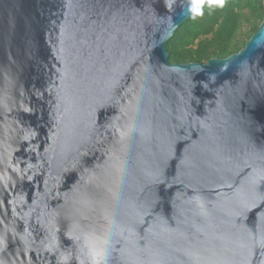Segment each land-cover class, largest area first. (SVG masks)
I'll use <instances>...</instances> for the list:
<instances>
[{"label": "water", "instance_id": "95a60500", "mask_svg": "<svg viewBox=\"0 0 264 264\" xmlns=\"http://www.w3.org/2000/svg\"><path fill=\"white\" fill-rule=\"evenodd\" d=\"M203 0H0V264H264V21L171 64Z\"/></svg>", "mask_w": 264, "mask_h": 264}, {"label": "trees", "instance_id": "16d2710c", "mask_svg": "<svg viewBox=\"0 0 264 264\" xmlns=\"http://www.w3.org/2000/svg\"><path fill=\"white\" fill-rule=\"evenodd\" d=\"M264 21V0H203L169 40L171 64H207L243 50Z\"/></svg>", "mask_w": 264, "mask_h": 264}, {"label": "clouds", "instance_id": "9594fccd", "mask_svg": "<svg viewBox=\"0 0 264 264\" xmlns=\"http://www.w3.org/2000/svg\"><path fill=\"white\" fill-rule=\"evenodd\" d=\"M209 2H210V3H216V4H218V3H219V0H209ZM198 9H199V4L194 5L193 10H194V11H197Z\"/></svg>", "mask_w": 264, "mask_h": 264}]
</instances>
